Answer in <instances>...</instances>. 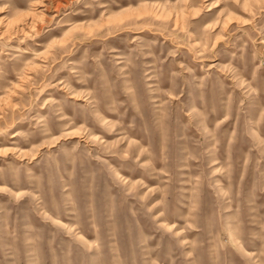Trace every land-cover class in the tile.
<instances>
[{"label": "rangeland", "instance_id": "374dc122", "mask_svg": "<svg viewBox=\"0 0 264 264\" xmlns=\"http://www.w3.org/2000/svg\"><path fill=\"white\" fill-rule=\"evenodd\" d=\"M0 264H264V0H0Z\"/></svg>", "mask_w": 264, "mask_h": 264}, {"label": "bare ground", "instance_id": "6f19581e", "mask_svg": "<svg viewBox=\"0 0 264 264\" xmlns=\"http://www.w3.org/2000/svg\"><path fill=\"white\" fill-rule=\"evenodd\" d=\"M220 240V239H219Z\"/></svg>", "mask_w": 264, "mask_h": 264}]
</instances>
